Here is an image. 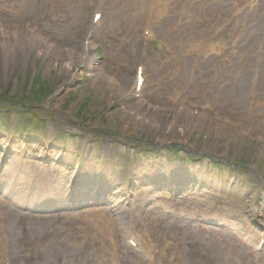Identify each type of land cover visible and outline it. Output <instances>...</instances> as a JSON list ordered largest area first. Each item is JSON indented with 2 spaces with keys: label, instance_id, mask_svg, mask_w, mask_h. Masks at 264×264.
<instances>
[{
  "label": "rangeland",
  "instance_id": "374dc122",
  "mask_svg": "<svg viewBox=\"0 0 264 264\" xmlns=\"http://www.w3.org/2000/svg\"><path fill=\"white\" fill-rule=\"evenodd\" d=\"M143 1L0 0V29L6 36L0 43L9 47H0V264H148L152 250L137 248L121 230L132 226V216L151 232L147 240L154 241L156 264H207L203 256L229 264L230 244L242 252L236 257L242 258L240 264H260L258 259L264 264L260 41L246 32L234 51L245 58L231 54L232 68L225 67L224 59L212 61L204 48L200 56L209 58L208 69L193 72L196 52L186 50V36L170 37L157 26L149 35ZM196 1L201 11H212L210 29L217 27L214 12L230 13L238 6L235 17V12L229 14L231 29L260 23L264 32V18L245 21L258 9L264 12V0ZM97 13L102 19L94 23ZM188 21L190 16L184 23ZM183 29L185 34L192 31L187 25ZM86 44L91 52L84 53L75 70H68L65 55L79 56ZM219 65L224 74L220 79ZM140 67L145 81L139 88ZM183 117L189 126L182 124ZM39 147L51 152L45 162ZM101 168L130 187V204L124 195L122 205L110 207L103 202L104 193L83 190L86 176ZM161 169L167 177L189 183L188 189L155 192L140 183ZM76 170L85 183L76 191L75 202L64 206L57 197L51 204L33 206L36 175L46 173L59 195L57 191L65 194L72 184L81 185L74 181ZM26 189L29 195L21 205ZM88 211H100L105 225H113L116 251L93 247L59 252L51 248L49 238L38 241L35 221L20 219L80 220ZM45 222L39 229L51 228L53 221ZM239 230L256 239L242 240ZM256 247L259 255L252 251Z\"/></svg>",
  "mask_w": 264,
  "mask_h": 264
},
{
  "label": "bare ground",
  "instance_id": "6f19581e",
  "mask_svg": "<svg viewBox=\"0 0 264 264\" xmlns=\"http://www.w3.org/2000/svg\"><path fill=\"white\" fill-rule=\"evenodd\" d=\"M207 2L208 0H204ZM178 2L181 3V5H178ZM190 2L194 3L193 7L191 8H186L185 10H181V6H186V4H189ZM133 3V1H132ZM131 3V5H132ZM199 2L198 1H192V0H144L141 4V9L143 12V15L145 16V27L148 28L149 34H153L154 28L156 26L161 29L162 34L169 35L170 37H176L183 39L186 36V41L190 44V50H188V53L191 55H195L194 52H196V60H197V65L192 68L193 72H197V68H201L202 70L206 71L208 69V63H210L209 58L207 55L205 56H200L202 50L204 48H208L209 53L214 57L212 59V56L208 54L209 57H211L212 61H216V63H220L219 59H224V64L225 67L231 65L229 58L230 55H235V47L239 46L241 43V39L244 37L246 32H249L253 37L251 39H256L260 41V46H261V59L264 56V32L260 30L259 24H251V22L257 23L258 21H261L262 18H264V12H260V9H258L255 13L251 15H247L245 17V21L250 23L251 25H241L238 26V29H231V21L233 17H235L238 12V6L233 11L231 9L230 13L228 11L221 12L224 14H219L217 12H214V16L216 15V23L217 27H213L210 29V25L213 24V19H212V11L210 13L201 11L199 8H197L195 5H197ZM204 3V2H203ZM203 3L200 4L203 5ZM232 12H235V14L232 15L230 18L229 14L231 15ZM227 15L229 17H227ZM186 16L191 17V21L185 22L184 19ZM254 19V21H252ZM178 22V24H177ZM176 24V25H174ZM187 25L188 29H192V31H189L187 34L184 33L183 27ZM3 31L0 29V38L5 39L6 36H3ZM33 42H27L28 45L32 46ZM39 44V43H37ZM45 46L47 45L46 43L42 42ZM40 45V44H39ZM41 46L43 48V51L47 47H50L47 45V47ZM0 47H8L7 44L0 43ZM9 48V47H8ZM186 48V47H185ZM42 50V49H41ZM40 50V51H41ZM49 50V49H48ZM80 51V52H79ZM79 56L70 54V55H65L67 57V62H66V68L68 70H75V65L77 64L78 61H81L84 58V53L88 54L91 51V48L81 47L79 49ZM42 52V51H41ZM234 52V53H233ZM198 53V54H197ZM198 55V56H197ZM239 60H243L245 57L236 54ZM251 58V57H250ZM181 61V59H179ZM248 60H245V62ZM249 63V61L247 62ZM7 67H10L7 66ZM233 65H231L230 68H232ZM229 68V69H230ZM228 69V70H229ZM243 69V68H242ZM245 70V69H243ZM181 77L185 76V72H181ZM216 76L218 79L224 77V74H222V67L217 68L216 71ZM227 75V72L225 76ZM180 77V78H181ZM145 117V114H143ZM182 118V117H181ZM182 124L189 126L190 123L187 120V117H183L181 120ZM22 146L24 147L25 144L22 143ZM39 150L42 153V161L45 162L43 159L48 160L46 157L50 151H45L43 148L39 147ZM51 153V152H50ZM66 163V161H65ZM67 164V163H66ZM94 169V168H93ZM108 170V169H107ZM105 169L101 168L100 170H93V174L90 173V175H87V184H83V179L79 180V176L81 177V172L80 175L78 174V171H74V181L78 184V182H81V185L78 186L76 184H72V186L67 187L65 190V194L56 192L59 195H55L52 190L49 176L45 173V175H36L38 179V184H37V189L35 191V197L33 202L36 207L43 206V205H48L51 204L53 199L57 198L60 200L61 205L66 206L67 203L70 202H75V196L77 195V190L81 189L83 187V190L94 192L95 194H100L104 193V198L103 202L108 204V206L111 207V204H113V207H119L121 204L120 200H122V197L124 195L128 196L129 204L131 203V197H129V186L127 184L123 185L124 180L121 179L120 176L117 174L111 175L110 171H106ZM164 170H160L161 173L159 172H153L149 175L150 178H146V180H141V184L143 183V186L150 188V190H153L157 192L160 189H181L184 188L188 189L189 183L184 182L183 180H179V178H173V177H167L168 173H165ZM179 174V173H177ZM31 175H28L27 177H30ZM48 176V177H47ZM77 178V179H76ZM76 179V180H75ZM190 179V178H189ZM34 180V179H33ZM73 181V182H74ZM86 181V180H84ZM16 184V183H14ZM131 188H133L131 186ZM29 190L24 191V195L20 200V204L25 205L26 200L29 195ZM28 194V195H27ZM63 194V195H62ZM55 196V197H54ZM56 199V200H58ZM56 202V201H55ZM128 202V201H127ZM19 204V203H16ZM19 205V207H23ZM32 205V204H31ZM117 205V206H116ZM67 208V207H66ZM110 210H113L110 208ZM169 211V210H168ZM88 211L84 218H80L78 220L77 218H72L69 216H65L64 218H58V217H52L50 219L48 218H38V217H27L26 215L22 216L20 219H26V220H31L35 221L37 224L33 225L34 227L37 228V230H34V234L39 235V240L38 241H44L45 239L49 238V241L51 242V248L62 252L66 250H74L78 251L81 248L84 250H90L91 248H95L98 251L102 250H114L116 251L118 247V244L116 242L118 241L117 236L114 234L113 230V225H105V219H104V214L101 213L100 211ZM263 217V213H260ZM6 218L8 217V213H6ZM119 217V215H118ZM120 218V217H119ZM133 222L131 227H123V224H121V220L118 219L116 220V224L121 228V230L125 231V235L127 236V240L134 243L137 248H143V249H150L149 251L152 250L153 253L149 254L147 256L146 262L148 264H156L157 262V254L155 253V247H154V241L150 240L148 241L147 238V233L151 234V232L148 229L144 230V226H138L136 219L132 216ZM52 220L51 228L49 230L47 229H39V227H42L44 224L48 223L45 221ZM161 230L162 227H161ZM26 232L28 230H24L23 234L24 237L27 236ZM175 234V233H174ZM262 239L264 237V231L261 234ZM239 237L243 238L242 240L244 241H254L256 239V235L253 233L248 232L247 230L241 233L239 230ZM166 238H170L169 236L165 235ZM176 240L181 241V237L179 236H173L171 235ZM3 232L0 235V240H3ZM264 240V239H263ZM94 241V242H93ZM107 241H110V245H107ZM46 242V241H45ZM93 242V243H92ZM176 242V241H173ZM113 243V244H112ZM223 246H220L221 251H224L222 249ZM252 251L254 254L259 255L261 251L256 248H252ZM238 256H243L242 252H238V249L234 244H230V253L228 252V257L231 258L232 260L230 261L229 264H240L242 258H237ZM203 259L207 264H218L216 259L213 257H207L203 256ZM185 262V264H188L185 260L182 261V263ZM258 262L260 264L261 260L258 259Z\"/></svg>",
  "mask_w": 264,
  "mask_h": 264
}]
</instances>
